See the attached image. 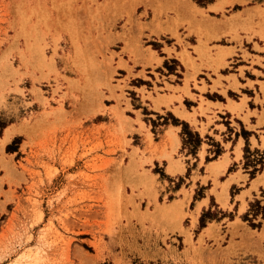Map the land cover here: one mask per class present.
<instances>
[{"label": "rangeland", "instance_id": "1", "mask_svg": "<svg viewBox=\"0 0 264 264\" xmlns=\"http://www.w3.org/2000/svg\"><path fill=\"white\" fill-rule=\"evenodd\" d=\"M179 1L195 10H179ZM179 1L0 0V135L19 133L5 149L8 138H0V264H264V190L254 198L239 194L242 183L227 193L209 165L203 181L213 174L212 183L191 199L182 185L189 169L165 189L137 147L149 129L156 136L158 123L150 117L146 129L138 112L134 119L124 114L129 101L140 106L112 65L125 32L159 50L151 26L163 31L160 24L175 13L194 49L228 43L226 37L264 39V0ZM173 36L182 43L177 29ZM142 96L154 100L150 92ZM161 117L182 124L193 154L198 135ZM262 166L264 151L246 148L249 178ZM152 171L164 178L160 167ZM203 196L209 203L201 210ZM246 235L258 243L243 249Z\"/></svg>", "mask_w": 264, "mask_h": 264}, {"label": "crops", "instance_id": "2", "mask_svg": "<svg viewBox=\"0 0 264 264\" xmlns=\"http://www.w3.org/2000/svg\"><path fill=\"white\" fill-rule=\"evenodd\" d=\"M180 4L179 10H195L188 1ZM180 21V16L174 13L169 15L167 22L160 24L163 31L152 24L155 33L148 34L152 40L161 42L159 50H154L150 45L148 48L139 44L135 31L125 32L124 40L119 41V49L113 50L116 55L112 57V65L116 66L120 77L118 79L124 80L140 105L133 106L129 101V108L124 110V114L134 119L138 112L146 129L151 121L150 117L158 123L159 131L156 136L150 129L149 135L142 132L140 144L137 145L139 150L145 151L144 158L149 160L145 167L165 189L174 187L189 169L188 178L182 184L188 190L189 199L198 186L212 183L213 174L221 184H225L227 193L234 185L244 183L239 194L248 191L254 198L257 192L264 190V166L255 178L250 179L243 163L246 148L254 153L264 151V39L258 35L249 38L241 35V40L238 41L226 37L228 43L210 42L194 49L192 47L197 42L191 40L194 39L192 34L184 36L186 33L181 32ZM176 29L182 43H178L173 36ZM183 42L189 46L185 47ZM211 47L212 49H207ZM143 87L145 91H139ZM154 88L159 91L155 92ZM148 92L154 100L143 98L142 95L146 97ZM118 93L119 90H115V94ZM123 106L124 103H121L120 107ZM144 107L147 114L142 113ZM129 111L133 114H128ZM166 114L178 122H185L198 135L200 140L193 154L187 150L188 146H184L182 124L163 122L161 116ZM144 117L149 118L144 120ZM133 126L138 127L137 123ZM149 127L152 126L149 124ZM4 130L0 138L4 137ZM18 134L13 133L3 143V149ZM208 165L213 174L203 181L207 176L205 167ZM213 165H220L216 173L210 168ZM155 166L160 167L163 179L159 173L152 171ZM239 167L243 169L240 172ZM254 180V183L257 182L255 186L252 185ZM192 182L193 187L189 190ZM177 191L180 198L181 185L174 190ZM170 192L173 193V190ZM259 197L264 203V196ZM198 202H202V210L209 199L203 196ZM240 205L241 203L236 202L238 208ZM247 207L248 203L243 212ZM258 218L261 222L264 221V216L260 215ZM246 236L239 240L243 242V249L252 240L258 243V238ZM260 244L264 247V239Z\"/></svg>", "mask_w": 264, "mask_h": 264}, {"label": "bare ground", "instance_id": "3", "mask_svg": "<svg viewBox=\"0 0 264 264\" xmlns=\"http://www.w3.org/2000/svg\"><path fill=\"white\" fill-rule=\"evenodd\" d=\"M179 1V0H178ZM180 2V1H179ZM176 3H178V2H176ZM181 5V4H180ZM81 55V54H80ZM83 62V61H82ZM11 134V131L10 130H6V132H5V135H4V137L2 138V140H6L7 138H8V136ZM217 166H211L210 168H212L213 169V171L212 172H217L218 171V168H216ZM218 198H219V201H220V203H222V204H225V196L223 195V194H220L219 196H218ZM168 209V212H170L171 210H172V207L170 206V207H166V210ZM161 210V209H160ZM159 212V211H158ZM156 214H158V213H156ZM160 215V214H159ZM162 216V215H161ZM209 229L208 228H206L205 229V231L207 232Z\"/></svg>", "mask_w": 264, "mask_h": 264}]
</instances>
